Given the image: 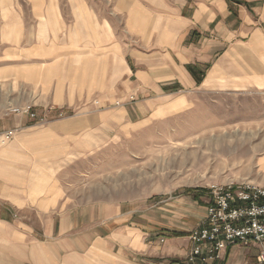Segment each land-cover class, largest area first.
<instances>
[{
    "label": "crops",
    "instance_id": "obj_1",
    "mask_svg": "<svg viewBox=\"0 0 264 264\" xmlns=\"http://www.w3.org/2000/svg\"><path fill=\"white\" fill-rule=\"evenodd\" d=\"M84 2L75 0L71 16L59 0H0V82L33 88L26 102L46 100L48 88L53 93L47 100L62 102L65 87H114L122 81L148 96L152 117L170 111L176 99L156 97L182 89L264 92V0ZM26 118L13 117L0 128L18 129L0 148V264H174L187 255L192 242L169 233L178 231L175 225L165 232L157 227L148 240L146 223L113 222L100 236L96 210L61 209L56 185L36 191L35 168L57 163L50 146L59 150L78 127L19 129ZM71 122L78 120L64 123ZM100 242L121 255L100 257ZM115 245L120 248L113 251ZM132 246L140 256L129 253Z\"/></svg>",
    "mask_w": 264,
    "mask_h": 264
},
{
    "label": "rangeland",
    "instance_id": "obj_2",
    "mask_svg": "<svg viewBox=\"0 0 264 264\" xmlns=\"http://www.w3.org/2000/svg\"><path fill=\"white\" fill-rule=\"evenodd\" d=\"M59 1L73 16L70 6L75 0ZM78 1L85 5L84 0ZM86 1L93 5L103 0ZM84 12L89 15L88 8ZM9 82H0V128L13 117L26 118V113L9 111L26 105L44 116L45 122L26 118L19 129L31 125L62 130L78 127L72 130L76 134L68 133L59 150L50 146V159L58 158L57 163L43 170L35 168V190L56 185L54 194L55 198L61 196V209L96 210L100 236L113 222L146 223L148 240L154 238L157 227L165 232L174 225L178 231L169 233L189 236L183 228L194 229L202 221L211 186L264 184V92L182 89L156 97L168 99L166 102L176 98V102L172 101L168 113L160 110L152 117L155 108H146L148 96L122 81L114 87H65L62 102L47 100L53 88L43 92L48 93L46 100L26 102L33 88L13 87ZM33 93L38 94L37 90ZM74 119L77 124L64 123ZM116 248L120 247L111 249ZM98 250L100 257L121 255L107 252L102 242ZM257 251L231 247L226 257L230 264H237ZM129 253L141 254L134 246Z\"/></svg>",
    "mask_w": 264,
    "mask_h": 264
},
{
    "label": "built area",
    "instance_id": "obj_3",
    "mask_svg": "<svg viewBox=\"0 0 264 264\" xmlns=\"http://www.w3.org/2000/svg\"><path fill=\"white\" fill-rule=\"evenodd\" d=\"M14 114L26 113L45 122L44 116L30 105L12 107ZM17 129L0 131V148L14 139ZM207 214L189 232L192 248L174 264H230L227 253L231 247L257 248L252 257L241 264H264V186L250 182L213 185Z\"/></svg>",
    "mask_w": 264,
    "mask_h": 264
}]
</instances>
